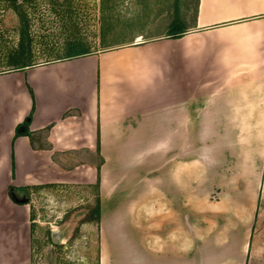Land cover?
<instances>
[{
    "label": "crops",
    "instance_id": "1",
    "mask_svg": "<svg viewBox=\"0 0 264 264\" xmlns=\"http://www.w3.org/2000/svg\"><path fill=\"white\" fill-rule=\"evenodd\" d=\"M196 7L179 36L139 32L0 73V264H30V206L10 187L63 185L96 190L99 264H264L254 200L193 201L190 155L215 140L224 106L251 125L264 104V0ZM116 205L131 212L105 213Z\"/></svg>",
    "mask_w": 264,
    "mask_h": 264
},
{
    "label": "rangeland",
    "instance_id": "2",
    "mask_svg": "<svg viewBox=\"0 0 264 264\" xmlns=\"http://www.w3.org/2000/svg\"><path fill=\"white\" fill-rule=\"evenodd\" d=\"M195 1L0 0V73L25 63L108 49L101 44L119 43L139 32L153 34L172 29L175 23L192 19ZM261 105L254 110L251 125L246 124L244 112L224 106V124L217 126L221 130L215 140L192 141L190 155L193 201L213 204L220 203L221 198H231L232 202L252 198L256 216L252 235L258 236L263 247L264 104ZM235 116L239 124L225 123L226 118ZM17 193L18 200L30 206V264H99L98 228L90 216L96 205L95 189L63 185ZM119 207L122 212H131L130 207L116 205L106 206L105 213ZM204 208L207 207H201ZM222 209L230 215L246 212L241 205ZM53 231L61 235V243H53ZM260 253L263 257L258 259L264 261V249ZM28 259L27 255L16 257V263Z\"/></svg>",
    "mask_w": 264,
    "mask_h": 264
},
{
    "label": "trees",
    "instance_id": "3",
    "mask_svg": "<svg viewBox=\"0 0 264 264\" xmlns=\"http://www.w3.org/2000/svg\"><path fill=\"white\" fill-rule=\"evenodd\" d=\"M197 3H198V0L195 1V8H194V14H193V18L195 19L196 17V9H197ZM179 22L182 21L181 19H178ZM182 24L179 25V23H175V26L174 28L172 29H168L172 34L173 36H179L180 34H182V31L179 28V26H183L185 21L183 22H180ZM174 24V23H173ZM180 30V31H179ZM179 32V33H178ZM88 52H78V53H74V54H71V55H66L64 57H73V56H79V55H84V54H87ZM60 58H63V57H60ZM30 118V116L28 117V119ZM29 125V121L26 120L25 123L22 125L25 129V131H20V127H18V129H16V136L18 135H21V134H25V135H28V130H27V127ZM18 191H24L26 192V189L24 190H19V189H13L12 187H10L9 189V193H10V197L14 200V202L16 204H23V202H21L20 200H18V197H17V194L16 192ZM90 216H92L91 218V221H95V222H99V218H100V203H99V200H97L96 202V205L95 207L93 208V210L91 211L90 213Z\"/></svg>",
    "mask_w": 264,
    "mask_h": 264
},
{
    "label": "water",
    "instance_id": "4",
    "mask_svg": "<svg viewBox=\"0 0 264 264\" xmlns=\"http://www.w3.org/2000/svg\"><path fill=\"white\" fill-rule=\"evenodd\" d=\"M52 241L54 244L61 243V235L57 233L56 231H53L51 233Z\"/></svg>",
    "mask_w": 264,
    "mask_h": 264
}]
</instances>
